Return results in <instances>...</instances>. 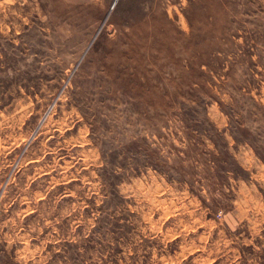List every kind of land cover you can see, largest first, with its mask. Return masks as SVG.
Returning a JSON list of instances; mask_svg holds the SVG:
<instances>
[{
	"label": "rangeland",
	"instance_id": "obj_1",
	"mask_svg": "<svg viewBox=\"0 0 264 264\" xmlns=\"http://www.w3.org/2000/svg\"><path fill=\"white\" fill-rule=\"evenodd\" d=\"M0 0V264H264V0Z\"/></svg>",
	"mask_w": 264,
	"mask_h": 264
},
{
	"label": "water",
	"instance_id": "obj_2",
	"mask_svg": "<svg viewBox=\"0 0 264 264\" xmlns=\"http://www.w3.org/2000/svg\"><path fill=\"white\" fill-rule=\"evenodd\" d=\"M116 0L113 1V4L115 3Z\"/></svg>",
	"mask_w": 264,
	"mask_h": 264
}]
</instances>
